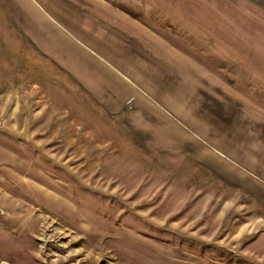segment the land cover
Returning <instances> with one entry per match:
<instances>
[{"label":"rangeland","instance_id":"374dc122","mask_svg":"<svg viewBox=\"0 0 264 264\" xmlns=\"http://www.w3.org/2000/svg\"><path fill=\"white\" fill-rule=\"evenodd\" d=\"M0 264H264V0H0Z\"/></svg>","mask_w":264,"mask_h":264},{"label":"bare ground","instance_id":"6f19581e","mask_svg":"<svg viewBox=\"0 0 264 264\" xmlns=\"http://www.w3.org/2000/svg\"><path fill=\"white\" fill-rule=\"evenodd\" d=\"M43 236V235H42ZM43 240V239H42Z\"/></svg>","mask_w":264,"mask_h":264}]
</instances>
